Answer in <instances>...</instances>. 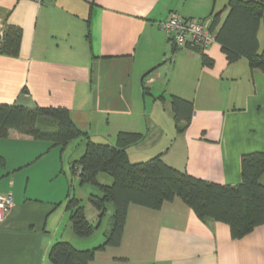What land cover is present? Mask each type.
Returning a JSON list of instances; mask_svg holds the SVG:
<instances>
[{
	"label": "crops",
	"instance_id": "obj_1",
	"mask_svg": "<svg viewBox=\"0 0 264 264\" xmlns=\"http://www.w3.org/2000/svg\"><path fill=\"white\" fill-rule=\"evenodd\" d=\"M215 8L214 0H0V30L22 29L19 56L0 54V103L68 108L94 141L145 132L130 159L162 153L197 178L237 185L242 156L264 152V72L247 57L230 62L217 41L204 52L214 65H205L201 51L174 50L162 27L171 13L206 18ZM258 36L262 51L264 20ZM172 95L194 105L182 132ZM69 145L14 129L0 138V193L13 195L0 224V264H53L57 241L87 249L105 240L107 231L81 238L69 230ZM91 264H264V224L234 239L228 224L201 220L180 198L158 210L131 204L121 245L98 251Z\"/></svg>",
	"mask_w": 264,
	"mask_h": 264
},
{
	"label": "trees",
	"instance_id": "obj_2",
	"mask_svg": "<svg viewBox=\"0 0 264 264\" xmlns=\"http://www.w3.org/2000/svg\"><path fill=\"white\" fill-rule=\"evenodd\" d=\"M226 10L228 13L222 20L221 16ZM201 19L211 20L210 29L230 62L247 57L251 68L264 72V50H260L258 36L264 20V0H229L222 10H213L209 16ZM21 43L20 27L7 25L0 30L1 55L18 57ZM173 48L177 49L175 45ZM193 49L203 53L205 65H214V61L204 53L205 50ZM144 93H149L147 87H144ZM171 107L177 131L182 132L191 122L193 102L172 95ZM12 129L36 140L47 141L51 147L65 149L75 139H80L84 144L82 156L71 161V170L80 185L90 184L98 188L99 193H92L89 201L98 212L99 222L95 225L88 219L82 200L73 193L71 183L66 209L78 237H91L108 213L109 203L113 207L110 229L101 244L79 249L69 241H57L49 250L53 264H91L98 251L120 246L131 204L158 210L166 202L180 198L201 220L228 224L234 239L243 238L264 224L262 151L244 154L241 182L224 185L197 178L167 164L162 153L147 160L132 161L128 148L143 142L145 132L120 131L114 142H97L74 123L68 108L0 103V138L8 137ZM101 173L111 176L112 184L102 183L99 180Z\"/></svg>",
	"mask_w": 264,
	"mask_h": 264
},
{
	"label": "built area",
	"instance_id": "obj_3",
	"mask_svg": "<svg viewBox=\"0 0 264 264\" xmlns=\"http://www.w3.org/2000/svg\"><path fill=\"white\" fill-rule=\"evenodd\" d=\"M43 4L48 0H35ZM210 19L186 18L179 13H171L162 27L176 47L200 48L206 50L215 40ZM13 204L12 193H0V224L5 220Z\"/></svg>",
	"mask_w": 264,
	"mask_h": 264
},
{
	"label": "rangeland",
	"instance_id": "obj_4",
	"mask_svg": "<svg viewBox=\"0 0 264 264\" xmlns=\"http://www.w3.org/2000/svg\"><path fill=\"white\" fill-rule=\"evenodd\" d=\"M228 1L229 0H214V6L216 7L215 11H220L222 10L227 4H228ZM146 98H147V102L148 104H152V100L154 99H150V95L149 94H146ZM155 102V101H154ZM158 106L161 107V109L164 110L163 108V103H158ZM161 109L158 108V111L161 112ZM95 141H100V140H95ZM80 139H75L73 140L68 149H67V153H66V158H65V162L67 163V160H68V156L70 155V157H72V161L73 160H77L80 158V155L82 153V151H84V144H80ZM137 157V156H136ZM132 161H139V160H136V159H139V158H134V156L131 158ZM69 175H71V172H69ZM72 179V177H71ZM99 180L102 182V183H108V184H112L113 182V179L111 176H109L108 174H105V173H101L99 175ZM73 193L79 197H82L83 200H82V204L83 206L85 207V211H86V214L89 218L90 221H92L93 223H95V225L98 224L99 222V218H98V212L97 210L93 207V205L91 204V202L89 201V196L92 194V193H99V190L98 188H96L95 186L93 185H90V184H86V185H80V183H78L77 181V177L75 176L74 177V182H73ZM113 212V207H112V204L109 203L108 205V213L105 215V217L102 219V222H101V225L100 227L97 229V231L93 234L92 238H95L97 235L100 234V236L104 234V232L108 231L110 229V223H111V214ZM70 229L71 230L70 232H73L72 230V227L71 225H69Z\"/></svg>",
	"mask_w": 264,
	"mask_h": 264
}]
</instances>
